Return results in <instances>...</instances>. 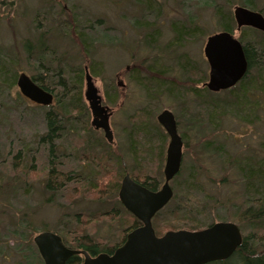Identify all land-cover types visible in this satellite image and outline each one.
<instances>
[{"label":"rangeland","instance_id":"rangeland-1","mask_svg":"<svg viewBox=\"0 0 264 264\" xmlns=\"http://www.w3.org/2000/svg\"><path fill=\"white\" fill-rule=\"evenodd\" d=\"M260 1L264 9V0ZM150 2L153 11L147 10ZM238 6L241 5H228L225 0H0L2 68L13 63L18 65V76L41 74L50 84L52 69L51 76L38 73L36 62L26 59L23 47L27 40L46 36L48 46L57 51L48 56L47 69H57L62 60L68 79L75 72L83 74L82 88L77 90L82 95L81 104L71 106L73 121L65 126L64 136L56 140L53 157L48 142L42 140L47 134L45 113L51 109H41L19 96L17 84L0 85V264H28L37 257L41 259L34 238L44 232L63 235L71 249L75 248L74 239L86 235L97 241L102 251L121 243L124 231L133 221L128 212L123 213L119 200L118 187L123 178L130 175L144 183L150 177L159 183V190L164 185L169 137L157 121L164 110L175 115L185 144L183 175L171 182L174 196L178 193L183 200L182 193L193 174L198 190L187 192L184 205L208 209L202 216L208 222H219L218 217L225 216L226 211L240 215L239 210L250 206L248 183L237 165H244L250 173L257 168L246 159L255 157V167L264 161V91L253 92L258 102L254 114L252 111L256 119L248 120L244 118L250 117L246 111L248 95L234 101L227 92L212 95L204 90L199 95L191 91L195 87L203 89L209 81L205 45L210 36L223 32L216 10L222 8L234 19ZM234 23V36L241 41L244 29L237 32L235 19ZM77 26L89 38L91 51L84 52L73 33ZM182 27H191L193 32L177 41ZM62 30L66 34L61 35ZM248 34L253 42L259 39L251 31ZM148 36H153L148 40L150 44ZM86 67L103 105L111 111L113 144L107 142L103 131L92 126L93 116L85 98ZM133 69L140 70L142 79H146L147 69L163 75L162 88L149 83L150 88L157 90L155 100L147 99ZM171 89L174 94L169 92ZM201 100L214 101L219 105L217 110H223L217 113L215 122H210L206 114L211 105L205 106ZM192 117L201 120L195 121L197 128L189 124ZM147 124L151 126V136L134 137L138 145L134 159L129 156L128 135L135 125ZM208 144L223 153L219 156L207 152ZM19 153L22 155L18 161ZM226 159L236 161V166L224 164ZM51 160L60 172L84 177L70 182L68 189L60 190L62 194L49 193L46 185ZM84 178L94 182L84 183ZM263 186L264 183L259 186L262 192ZM229 222L243 225L239 219ZM157 231L163 236L170 230L161 223ZM242 232L248 237L252 229L244 223Z\"/></svg>","mask_w":264,"mask_h":264},{"label":"trees","instance_id":"trees-1","mask_svg":"<svg viewBox=\"0 0 264 264\" xmlns=\"http://www.w3.org/2000/svg\"><path fill=\"white\" fill-rule=\"evenodd\" d=\"M228 5L230 4H240L243 7H246L247 9H250L252 11H257L264 13V9L262 7V2L260 0H235L233 3V0H225ZM148 9L153 11L154 8L152 7V3H148ZM216 4V1H213L212 5ZM216 16L219 19V25L221 26V30L223 32H229L231 34H234L235 32V27H234V19L230 14H228L224 9L218 8L216 10ZM73 26H76L75 23ZM90 30L93 29V26L89 27ZM187 28V29H185ZM73 33L76 34V37L80 41L82 47L84 48V52H88L92 50V47L89 46V38L84 32H81L79 29V26H77L75 29H72ZM247 31L253 32L255 35L258 36V40L256 42L252 41V38L250 35H247ZM192 29L191 27H182L178 30L177 32V41H182L184 38L188 37L191 34ZM63 33L66 34L65 31H61L60 34L62 35ZM153 36H148L147 37V43L149 39H152ZM47 38L46 36H39L36 40L30 41L27 40L26 43L24 44V52L26 54V59L28 61L34 60L38 66V73L43 72L46 75H49L50 72L49 70L52 69V82L49 84L47 81H45V78L43 75H35L31 77V79L41 88L44 90L52 93L55 97L54 105H52L47 113H45V122L47 126V134L45 137L42 139L43 142L47 141L48 146H49V153L52 155V157L55 154V146H56V140L60 139L61 137L64 136L63 132L66 129V125H68L73 119L72 117V108L71 106L76 105L79 107L82 101V95L79 92L77 94V90L81 89V84H83V74L82 72H75L72 74V78L68 79L69 76L66 77L64 67H61L62 60L58 62L57 69L54 67H46V62L48 61V56L49 55H54L57 54L56 49L51 48L48 46L46 42ZM154 41H151V44H153ZM241 43L243 44L245 55L248 61V73L245 76V78L233 89L226 91L229 93V95L234 98L233 100L239 101L244 100L245 96H249L246 98V102L249 105L248 109L246 110L250 117H244L248 120V118H254L256 119V116H253L254 114V106L258 103L256 100H254L255 95H253V92H261L263 93V88H264V34L259 33L257 31L251 30V29H244L243 34L241 36ZM14 60V58H12ZM33 61V62H34ZM9 66L7 67H1L0 66V79L2 80V84L0 83L1 86H11L15 87L17 84L18 80V70L17 67L18 65H13V63H8ZM12 65V66H11ZM47 69V70H46ZM146 79L141 78V72L139 69H133L132 73L133 76H135L138 81H139V86L143 88L144 91H146L149 100H155L157 97V90L150 88L149 83H152L155 85L158 89L163 87L164 81H163V75L158 74L157 71L153 70H146ZM162 73V72H161ZM10 75V77H9ZM138 75V76H137ZM0 80V81H1ZM149 81V82H148ZM151 89V91H150ZM179 89V87H178ZM154 90V91H152ZM201 90V91H200ZM207 91L208 94H216L210 92L206 87L203 85V89H200L199 87L192 88L191 91L195 94L202 93V91ZM175 90L171 89L169 91L170 93L174 94ZM71 92H74L76 95H70ZM200 95V94H199ZM21 96V95H19ZM196 97H201L197 96ZM21 98V97H20ZM202 101V100H201ZM262 101V100H261ZM204 102L203 105L206 106V104L211 105V111L209 108L206 109V114L208 115L209 121L210 122H215L214 120L217 117V113L221 112L223 110L218 111L219 105L214 101H206L203 100ZM151 103V101H149ZM34 105V104H33ZM259 106V105H258ZM41 109H48L47 107H42L38 106ZM75 107V108H77ZM205 111V109H204ZM253 111V114H252ZM242 118V117H241ZM196 119V120H195ZM195 121L197 123H201V120L197 117H192L189 119V124L192 126H195L196 128L198 126L195 125ZM196 123V124H197ZM145 125H140V126H134L132 132L129 133V142H130V149H129V156L135 159V153L138 148V145L136 144V141L134 140V137H136L137 134L144 135L145 137H150V128L151 126L147 124V127ZM208 146L206 148L207 152H212L215 155H219L223 153V150L220 148H213V146ZM21 153H19L16 157L17 160L19 161L21 159ZM225 157V156H224ZM221 158V157H220ZM253 158H249L246 160H249L252 163V166L257 169H252L249 172H246V167L244 165H237L239 173H241L242 176H244L246 184V191H247V202H249V207H246L244 211L239 210L241 213L240 215L234 216V215H229L228 212L226 211L227 214L225 216L218 217L219 222H229V221H234L239 219V222H241L243 225L244 223L252 229L251 235L248 237H244V242L242 246L237 250V252L227 261H220V262H214L210 264H264V236H258L260 232L264 233V192H262V188L259 187L260 185L264 183V161L262 160L260 164H258L257 167H255ZM121 166L123 165V159L120 160ZM236 162V161H233ZM232 161L230 162L229 159L226 161L224 160V164H229L230 167L236 166V163H233ZM55 162L51 160L50 162V167L48 168L49 175H48V182L46 185V190L49 193L53 194H62L61 191H64L65 189H68V186L70 182L72 183L73 180H76L77 177L83 178L81 175H74L70 173H62L60 172L57 168L54 167ZM183 170V167H182ZM182 170L181 173L175 178L176 180L182 177ZM96 176L97 173H94ZM195 176L191 174L190 176V181L187 182L186 184V189L182 193L183 194V200H181L180 195L177 193L175 194L172 202L174 201V204L171 202L163 211H161L154 219L153 225L155 228V231L158 235H160L157 231L158 225L161 223L166 225L170 231H180V230H186V231H200L203 230L207 227L212 226L215 223L219 222H208L206 219H203L202 216L205 214L208 209L202 207L199 205L198 207H195L194 205H184L185 197L187 192L193 191V190H198L197 186L194 184L195 182ZM91 179V178H90ZM88 178L81 179L84 183L88 181V183L94 182V180H90ZM174 179V180H175ZM253 179H258L257 184H253L250 182V180ZM136 181V180H135ZM225 182V181H223ZM144 185L147 189L156 192L159 190L158 185L159 183L148 177L144 183H141ZM120 188V187H118ZM264 188V186H263ZM261 189V191H260ZM262 192V193H260ZM253 193V195H252ZM178 198V199H177ZM230 200H228L227 203H229ZM207 203V202H206ZM211 203V202H208ZM204 204V203H203ZM120 204L118 203V206ZM121 206V205H120ZM226 206V205H224ZM253 207V208H251ZM123 209V213H127V211ZM202 209V210H200ZM118 211V209H115ZM200 210V212L198 211ZM204 210V212H203ZM111 214V213H110ZM132 218L133 221L131 225L124 231V239L126 235L133 230L139 228L141 226V223L134 218L131 214H129ZM202 218V219H200ZM205 218V217H204ZM238 225V224H237ZM240 225V224H239ZM238 225V226H239ZM242 225V226H243ZM242 226L240 227L242 231ZM60 235V234H59ZM62 239L64 240V243L67 247H70V244L67 243V241L64 239L63 235H60ZM257 238V239H256ZM259 238V239H258ZM263 240V241H261ZM74 244L75 248L73 249H78V250H84L87 251L91 256H97L102 253H107L109 255L113 254L114 251H102L100 249L99 243L95 240H92L91 237L88 235L84 237H79L77 239H74ZM117 247V246H116ZM115 250V249H114ZM30 254L31 251H28ZM35 256V252H34ZM30 260V257H27ZM28 264H43L42 259L37 257L36 260L28 263ZM68 264H83V257L81 256H75L73 257Z\"/></svg>","mask_w":264,"mask_h":264},{"label":"water","instance_id":"water-1","mask_svg":"<svg viewBox=\"0 0 264 264\" xmlns=\"http://www.w3.org/2000/svg\"><path fill=\"white\" fill-rule=\"evenodd\" d=\"M237 32L252 28L264 33V15L238 6L234 10ZM205 58L209 64V81L204 84L210 92L220 93L237 86L248 73V61L243 44L229 32H220L207 39ZM85 98L92 112V126L102 130L109 143L114 142L110 125L111 111L103 105L93 77L85 68ZM17 86L23 97L34 104L49 107L54 102L52 93L38 86L27 74L22 73ZM158 123L169 137L164 168V185L153 192L126 175L119 190V200L125 210L141 226L133 230L125 243L113 254L91 256L87 251L67 247L62 238L44 232L34 238L43 264H68L75 256L84 258L83 264H210L230 259L243 244L240 228L234 223H216L200 231H169L162 237L156 234L154 218L172 201L171 182L180 174L183 163L184 142L178 132L175 115L164 110Z\"/></svg>","mask_w":264,"mask_h":264},{"label":"flooded vegetation","instance_id":"flooded-vegetation-1","mask_svg":"<svg viewBox=\"0 0 264 264\" xmlns=\"http://www.w3.org/2000/svg\"><path fill=\"white\" fill-rule=\"evenodd\" d=\"M135 181V180H134ZM135 182H137V181H135ZM138 183V182H137ZM139 184H141V183H139ZM142 185V184H141ZM144 186V185H143ZM129 234V233H128ZM127 234V235H128ZM127 235H126V237H125V239H124V237L122 238V241H121V243H119L118 245H116L114 248H112V250L111 251H116L118 248H120L124 243H125V241H126V238H127ZM161 237V236H160ZM115 249V250H114ZM110 250H108V251H110Z\"/></svg>","mask_w":264,"mask_h":264}]
</instances>
